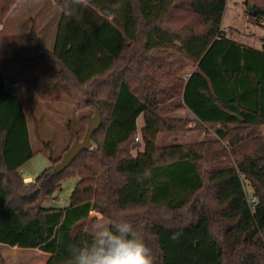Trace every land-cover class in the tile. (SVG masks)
I'll return each instance as SVG.
<instances>
[{"label": "trees", "instance_id": "1", "mask_svg": "<svg viewBox=\"0 0 264 264\" xmlns=\"http://www.w3.org/2000/svg\"><path fill=\"white\" fill-rule=\"evenodd\" d=\"M16 1L0 0V23ZM55 1L52 48L33 36L38 58L57 66L43 94L92 105L101 124L64 169L54 165L69 145L44 149L50 166L24 181L27 117L0 70V243L70 264L96 211L108 227L130 223L153 264H264V36L261 49L230 38L226 0ZM243 3L264 26V0ZM81 130L68 123L70 144ZM184 130L196 135L177 141ZM74 175L66 204L43 206Z\"/></svg>", "mask_w": 264, "mask_h": 264}, {"label": "rangeland", "instance_id": "2", "mask_svg": "<svg viewBox=\"0 0 264 264\" xmlns=\"http://www.w3.org/2000/svg\"><path fill=\"white\" fill-rule=\"evenodd\" d=\"M247 6L243 3V0H226L221 28L227 30V35L230 38L253 48L261 49V37L264 36V26H260L253 21ZM60 13L61 7L55 0H20L17 8L8 17L5 29L0 31L1 61L7 62L13 56H18L20 60L21 58L34 57L36 54H39L37 47L28 40V37L32 35L34 25H36L37 33L42 36L43 44L48 49H51ZM20 38L24 42H21ZM13 40L18 42L19 45L13 47L10 44ZM28 65L30 69L39 67L38 71L40 74L36 73L34 75L36 86L41 76L44 78L46 75L48 76L47 80H44L42 84L43 87L41 86L39 87L40 89L36 88L32 93H25L23 95V108L27 117L29 141L34 154L19 167V173L21 175H30L34 178L39 172L51 164L44 149H50L53 156L61 155L63 153L62 150L70 145L71 138L67 132L68 123L74 129L81 126L83 129L81 130V134H83L86 127V120L94 113V107L92 105H85L79 108L72 100L70 101L63 97L49 98L45 96L43 90L58 79L57 74H55L57 66L46 61H33ZM23 66L24 63L20 62L17 64L13 63L10 67H6L4 64L2 71L8 81L19 80L18 78L20 77L17 78V76H19V72L24 70L22 68ZM32 82L35 81L33 80ZM32 89H29V91H32ZM179 115L186 116L188 113L179 112ZM82 117L83 122L81 121ZM141 121L142 119L139 117L138 122L141 123ZM193 125V122H189L187 128ZM35 128L39 131L43 141L37 139L34 132ZM259 129V135L264 140V126H261ZM208 132L210 131L208 130ZM195 133V131L184 130L177 133L176 139L177 141H184L190 139L191 135H196ZM207 133L205 136L213 135L211 132L210 134ZM199 137H202L201 131ZM169 138L165 135L164 142L169 141ZM45 142L48 144V147L44 146ZM77 178L75 175L65 177L61 182V188L53 197L47 199L43 203V206H61L59 203V199L61 198L68 201ZM246 188L247 192L250 193V187ZM97 224L108 227V219L99 212L92 211L89 217L83 220L82 228L91 233ZM11 247L0 243V256L3 257L5 264H43V255L45 254L42 251L31 248L15 250Z\"/></svg>", "mask_w": 264, "mask_h": 264}, {"label": "clouds", "instance_id": "3", "mask_svg": "<svg viewBox=\"0 0 264 264\" xmlns=\"http://www.w3.org/2000/svg\"><path fill=\"white\" fill-rule=\"evenodd\" d=\"M70 264H153L150 249L127 221L97 224L82 246L70 249Z\"/></svg>", "mask_w": 264, "mask_h": 264}, {"label": "crops", "instance_id": "4", "mask_svg": "<svg viewBox=\"0 0 264 264\" xmlns=\"http://www.w3.org/2000/svg\"><path fill=\"white\" fill-rule=\"evenodd\" d=\"M20 2V0H17L15 3H14V5L12 6V8L9 10V12L6 14V16L4 17V20L0 23V31H2L3 29H5V27H6V22H7V19H8V17L10 16V14L12 13V11L15 9V8H17V4ZM33 32H32V35L30 36V37H28V40H30L35 46H36V44L34 43V41H33V36H34V34L37 36V39L38 40H40V42L43 44V42H42V36L41 35H39L38 33H37V31H36V25H34L33 26ZM20 40H21V38H20ZM15 41L13 40V41H11L10 42V44H12V46L13 47H15L16 45H19V43L18 42H15ZM21 42H24L23 40H21ZM44 45V44H43ZM45 46V45H44ZM37 47V46H36ZM46 47V46H45ZM47 48V47H46ZM37 49H38V47H37ZM39 50V49H38ZM9 55V54H8ZM39 55H40V51H39V54H36L34 57H27V58H21L20 60H19V58H18V56H13V58L12 59H8V61L7 62H5V61H1V57H0V70H1V72H2V74H3V78H4V84H5V87H6V89H8L9 91H11V92H13L14 94H16L18 97H19V99H20V101H21V105H22V109H23V111H24V105H23V95L25 94V93H32L33 91H35L36 90V88L37 89H40L39 87H41L42 86V84L44 83V80L46 81L47 80V78H48V76L46 75V77L44 78L43 76H41L40 77V79H42L41 81H40V79L37 81V86H36V79H35V74L36 73H39L40 74V72L38 71V69H39V67H37L36 69H30L29 68V63H31V62H33V61H38V62H43V60H40L38 57H39ZM7 58H8V56H7ZM14 59V60H13ZM18 62H20V63H24V66L22 67L24 70L22 71V72H19V76H17V78L18 77H20V78H18L19 80H14V81H8L7 80V77L5 76V74L3 73V65L5 64V66L6 67H10L11 66V64H17ZM45 62V61H44ZM49 63V62H48ZM51 64V63H50ZM27 65H28V67H27ZM57 72V71H56ZM56 72H55V74H56ZM12 78V77H11ZM16 79V78H15ZM30 79V80H29ZM35 81V82H32V81ZM32 83H34V84H32ZM43 87V86H42ZM31 88H33L32 89V91H29V89H31ZM45 90V89H44ZM43 90V91H44ZM188 115L190 116V118L191 117H193L192 116V114H190V113H188ZM202 132V131H201ZM23 176V178H24V181H30V180H32L33 179V177L32 176H30V175H22ZM5 245V244H4ZM11 248H14L15 250H21V249H23V248H18L17 246H12ZM14 249H12V250H14ZM43 254H45V255H43V257H44V260H43V264L45 263V261H46V259L48 258V256H49V253H46V252H42Z\"/></svg>", "mask_w": 264, "mask_h": 264}, {"label": "water", "instance_id": "5", "mask_svg": "<svg viewBox=\"0 0 264 264\" xmlns=\"http://www.w3.org/2000/svg\"><path fill=\"white\" fill-rule=\"evenodd\" d=\"M249 13L253 12V8L250 6L248 8ZM101 115L98 109L94 111L92 116L87 118L86 128L84 134L80 140L75 139L71 142L69 147L62 154L60 160L55 163L54 169L60 171L64 169L75 157L76 155L87 148L90 145V138L92 133L100 126Z\"/></svg>", "mask_w": 264, "mask_h": 264}, {"label": "built area", "instance_id": "6", "mask_svg": "<svg viewBox=\"0 0 264 264\" xmlns=\"http://www.w3.org/2000/svg\"><path fill=\"white\" fill-rule=\"evenodd\" d=\"M210 132L213 133L212 131H210ZM210 132L207 133L206 130H202L201 135H202V136H205L206 133H207V134H210ZM248 201H249V203H250V205H251V208H253V204H254V202H255L254 197H249V198H248ZM59 203H60V205H64V204H66V199H64V198L59 199Z\"/></svg>", "mask_w": 264, "mask_h": 264}]
</instances>
